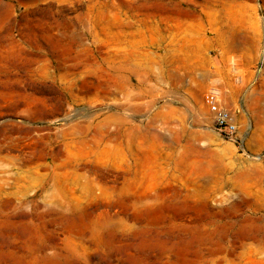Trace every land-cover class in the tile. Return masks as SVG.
Masks as SVG:
<instances>
[{
    "label": "rangeland",
    "instance_id": "obj_1",
    "mask_svg": "<svg viewBox=\"0 0 264 264\" xmlns=\"http://www.w3.org/2000/svg\"><path fill=\"white\" fill-rule=\"evenodd\" d=\"M0 264H264V0H0Z\"/></svg>",
    "mask_w": 264,
    "mask_h": 264
},
{
    "label": "built area",
    "instance_id": "obj_2",
    "mask_svg": "<svg viewBox=\"0 0 264 264\" xmlns=\"http://www.w3.org/2000/svg\"><path fill=\"white\" fill-rule=\"evenodd\" d=\"M204 102L212 113L214 129L223 137L237 141L239 137L238 121L234 113L220 104L217 88L205 92Z\"/></svg>",
    "mask_w": 264,
    "mask_h": 264
}]
</instances>
